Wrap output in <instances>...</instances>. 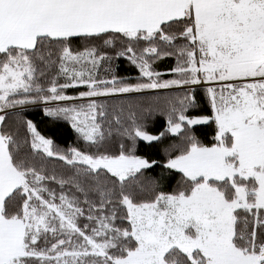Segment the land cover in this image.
Instances as JSON below:
<instances>
[{"label": "snow or ice", "instance_id": "snow-or-ice-1", "mask_svg": "<svg viewBox=\"0 0 264 264\" xmlns=\"http://www.w3.org/2000/svg\"><path fill=\"white\" fill-rule=\"evenodd\" d=\"M28 106L86 148L58 147ZM158 163L181 174L171 191L138 179ZM0 264H264V0H0Z\"/></svg>", "mask_w": 264, "mask_h": 264}, {"label": "trees", "instance_id": "trees-1", "mask_svg": "<svg viewBox=\"0 0 264 264\" xmlns=\"http://www.w3.org/2000/svg\"><path fill=\"white\" fill-rule=\"evenodd\" d=\"M99 43V42H97ZM75 45H81L80 41H74ZM176 63L174 57H167L159 60L155 64V68L157 70H166L167 68L174 66ZM112 65L114 66V73L117 76L120 77H135L139 75L138 69L131 65L130 62L125 58L120 59H114L112 61ZM164 79H170L172 78L170 75H164ZM134 82V81H133ZM80 90L84 89H74L70 90V92H78ZM183 89H171V90H163L160 92L156 91H149L145 92L143 94H136L135 96L131 97L132 99L139 100L145 107H147L149 104L155 105L157 102L153 99V97L160 95H166L176 92H182ZM197 100L199 101V108H207V102L206 98L203 92V89L198 87L196 91ZM124 97H113L112 99H122ZM101 100H104L105 98H100ZM112 101L110 100L109 103ZM18 110H9V124L14 125V117L15 113ZM22 116L25 118L33 119L35 122H37L40 130L43 134L52 136L55 140V143L58 147L61 149H67L70 146H75L80 148L81 150H84L86 148V145L84 142L78 138L77 134L74 132V130L71 129L70 125L65 123L61 125L62 131L58 133H54L51 129L45 127V123L42 121V112L40 107L37 106H28L25 107L21 113ZM149 123L152 127V130L154 132H160L163 131L166 127V117L161 113H155L152 117H150ZM214 126H208V127H197L196 133L204 143H210L212 142V137L214 135ZM21 134L24 133V128L21 126L20 128ZM119 143H124L126 147H131V143L127 141L126 139L120 140L118 137H113V148L117 149L119 147ZM180 143V137L173 135V134H166V136L159 142L155 149L152 152V158L156 159L157 161H161L165 158V151L164 149L169 148V146L178 145ZM137 154H145V144L144 142H138L137 145ZM57 168L60 169L63 167V162L59 160L53 161ZM139 180H143L145 182H148L149 180H156L158 181L165 190L171 191L177 186V183L181 180V174L177 170H167L160 166L158 163L156 166L147 169L141 177H138Z\"/></svg>", "mask_w": 264, "mask_h": 264}, {"label": "rangeland", "instance_id": "rangeland-1", "mask_svg": "<svg viewBox=\"0 0 264 264\" xmlns=\"http://www.w3.org/2000/svg\"><path fill=\"white\" fill-rule=\"evenodd\" d=\"M112 69L114 70V66L112 65ZM111 73H108V72H106L105 71V69H104V67H102L101 69H100V76L101 77H105V76H108V75H110Z\"/></svg>", "mask_w": 264, "mask_h": 264}]
</instances>
